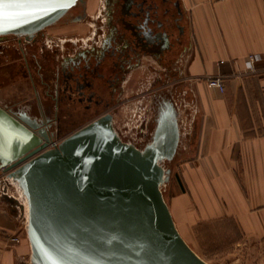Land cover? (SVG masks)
Here are the masks:
<instances>
[{
	"label": "water",
	"instance_id": "water-1",
	"mask_svg": "<svg viewBox=\"0 0 264 264\" xmlns=\"http://www.w3.org/2000/svg\"><path fill=\"white\" fill-rule=\"evenodd\" d=\"M81 0H0V35L31 38ZM141 147L110 113L51 143L40 118L0 108V172L19 193L27 264H209L178 232L162 187L180 142L168 92L153 101ZM6 196V195H4ZM10 199V200H11Z\"/></svg>",
	"mask_w": 264,
	"mask_h": 264
},
{
	"label": "crops",
	"instance_id": "crops-1",
	"mask_svg": "<svg viewBox=\"0 0 264 264\" xmlns=\"http://www.w3.org/2000/svg\"><path fill=\"white\" fill-rule=\"evenodd\" d=\"M179 3L189 39L178 66L185 124L166 203L192 249L206 236L264 251V0ZM251 54L260 59L248 71ZM208 76L222 78L223 92ZM1 177L0 264H27L24 214L15 190L1 192Z\"/></svg>",
	"mask_w": 264,
	"mask_h": 264
},
{
	"label": "flooded vegetation",
	"instance_id": "flooded-vegetation-1",
	"mask_svg": "<svg viewBox=\"0 0 264 264\" xmlns=\"http://www.w3.org/2000/svg\"><path fill=\"white\" fill-rule=\"evenodd\" d=\"M46 27L31 38L0 35V108L40 118L57 144L105 113L114 124L124 101L138 95L151 113L145 130L141 124L144 143L155 98L180 95L178 66L189 39L179 0H81ZM116 131L137 146L132 130L125 126L124 138Z\"/></svg>",
	"mask_w": 264,
	"mask_h": 264
},
{
	"label": "rangeland",
	"instance_id": "rangeland-1",
	"mask_svg": "<svg viewBox=\"0 0 264 264\" xmlns=\"http://www.w3.org/2000/svg\"><path fill=\"white\" fill-rule=\"evenodd\" d=\"M50 29L51 30L55 29L56 32H59L63 30V27L55 26ZM61 34L62 33H58V36L60 37ZM11 49L15 51V48L13 46L11 47ZM143 86L147 87V85L146 86L143 85ZM124 100L125 98L122 99V101ZM173 101L175 102L178 112V126L180 130V139H181L182 137L181 131L184 128V124H185L184 120H182V110L184 109L185 106L183 105L182 97L180 95L177 98H175V100ZM124 102L125 104L120 106V109L122 111H119V113L115 116L114 127L120 131V133L123 135V138L126 134L124 132L125 126L127 127V129L132 130L131 136L133 137L134 142L137 144V147H141L143 145L142 142L144 139V137L140 135V130L142 129L141 124L145 123V126L143 127V129L145 130L148 120L151 119L150 117L151 113L148 112L147 109L144 107L146 101L142 98L138 99V95L135 97V99L130 100L128 104L126 103L127 101ZM179 147H180V142H179L178 150ZM176 163L177 161L175 156L173 161L169 163L166 162L163 164L165 168H169L171 170L170 179L172 178L175 172ZM1 175H3V173H1ZM1 180H2L1 183L5 187H7L9 192L10 191L14 192V188L5 180V178L3 179V177H1ZM168 183L161 188L164 199H165V191L168 187ZM198 240H199V245L192 246L193 249H195V251L192 248L191 249L199 257H201L209 264H264V251L261 249V247L257 246L256 244L250 243L246 239L242 238L237 243L232 245L230 243L229 244L223 243L218 246L217 244L214 243L212 239L206 236L205 237L199 236Z\"/></svg>",
	"mask_w": 264,
	"mask_h": 264
},
{
	"label": "built area",
	"instance_id": "built-area-1",
	"mask_svg": "<svg viewBox=\"0 0 264 264\" xmlns=\"http://www.w3.org/2000/svg\"><path fill=\"white\" fill-rule=\"evenodd\" d=\"M208 1L215 2V1H220V0H208ZM259 59H260V56L257 55V54L248 55L247 58H246V61H245L246 62V68H247V70L248 71L255 70V63L257 61H259ZM205 81H206V84H207V86L209 88H214V89H217L219 92H223V90H224V84H223V80H222V78L220 76H208L205 79ZM10 185L13 186L12 184H10ZM13 188H14V186H13ZM1 190H2L1 192L3 194H5L6 191H7L6 187H4V186L1 187ZM14 190L17 193V196H18L17 197L18 198L17 200H19L20 202H22L21 201V198H20V196H19V194H18V192L16 191L15 188H14ZM12 241L15 242V243H17L19 240H18L17 237H13L12 238Z\"/></svg>",
	"mask_w": 264,
	"mask_h": 264
},
{
	"label": "snow or ice",
	"instance_id": "snow-or-ice-1",
	"mask_svg": "<svg viewBox=\"0 0 264 264\" xmlns=\"http://www.w3.org/2000/svg\"><path fill=\"white\" fill-rule=\"evenodd\" d=\"M8 6H10V5H0V7H8Z\"/></svg>",
	"mask_w": 264,
	"mask_h": 264
},
{
	"label": "bare ground",
	"instance_id": "bare-ground-1",
	"mask_svg": "<svg viewBox=\"0 0 264 264\" xmlns=\"http://www.w3.org/2000/svg\"><path fill=\"white\" fill-rule=\"evenodd\" d=\"M16 118V117H15ZM19 194V193H18Z\"/></svg>",
	"mask_w": 264,
	"mask_h": 264
}]
</instances>
